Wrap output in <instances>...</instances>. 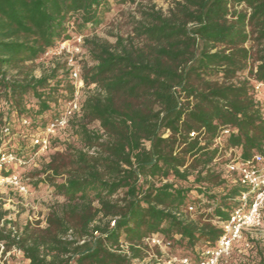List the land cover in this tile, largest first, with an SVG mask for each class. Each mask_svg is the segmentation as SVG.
Here are the masks:
<instances>
[{
  "label": "trees",
  "instance_id": "obj_1",
  "mask_svg": "<svg viewBox=\"0 0 264 264\" xmlns=\"http://www.w3.org/2000/svg\"><path fill=\"white\" fill-rule=\"evenodd\" d=\"M155 1L0 0L7 139L14 132L29 138L74 93L64 58L38 78L33 63L72 35L82 37L92 62L80 75L87 89L80 114L66 128L79 145L51 155L33 183L49 185L62 202L48 209L44 227L14 230L0 206V256L15 251L27 264H156L160 252L144 240L158 234L170 252L196 264L195 249L218 240L216 224L227 221L242 192L221 169L225 152L264 158V99L254 90L264 88V0H172L166 13ZM125 2L139 7L131 35L99 39L111 6ZM22 120L28 125L16 131ZM149 251L156 258L145 262Z\"/></svg>",
  "mask_w": 264,
  "mask_h": 264
},
{
  "label": "built area",
  "instance_id": "obj_2",
  "mask_svg": "<svg viewBox=\"0 0 264 264\" xmlns=\"http://www.w3.org/2000/svg\"><path fill=\"white\" fill-rule=\"evenodd\" d=\"M82 37L72 35L71 39L61 43L58 47L48 50L43 59L48 57L54 59L64 58L66 60V71L68 79L74 85L72 98L65 104L62 111L54 116L39 133L31 136V145L36 149V154H44L50 149V141L57 134L63 132L70 120L80 114L83 102L81 90L84 88L80 79V70L77 65L79 56L83 54ZM78 57V58H77ZM255 92L264 99V88L255 85ZM264 118V109H263ZM22 126H27L26 120L21 121ZM229 130L222 132V137H226ZM10 135L8 125L0 127V187L6 186L19 194H26L28 186L24 184L23 179L14 172H9L11 168L25 167L27 160L15 152L5 148ZM190 138L195 134L191 133ZM220 138L216 144L220 145ZM224 159L226 164L222 166L224 176L232 177L231 183H236L242 188V192L235 201L237 207L234 208L227 221L216 224L221 234L216 243L203 251L202 258L196 264H224L231 255L232 247L237 243L245 232L262 228L264 218V158L259 154H254L249 159H241L236 150L225 152ZM2 173H9L3 176ZM195 206L189 205L186 212L192 214L195 212ZM206 212V210H204ZM144 244L150 248H156L160 252L161 259H165V264H193L188 258H175L167 251H170L171 244L162 236L155 234L147 237ZM2 250V247H0ZM156 264H161L157 260Z\"/></svg>",
  "mask_w": 264,
  "mask_h": 264
},
{
  "label": "rangeland",
  "instance_id": "obj_3",
  "mask_svg": "<svg viewBox=\"0 0 264 264\" xmlns=\"http://www.w3.org/2000/svg\"><path fill=\"white\" fill-rule=\"evenodd\" d=\"M172 0H159L155 1L153 4L157 10L162 13H166L170 8ZM138 3L125 2L120 5H112L110 11L107 13L104 23L95 32V35L109 43H114L116 37H127L131 35V19H139L138 14ZM145 5V2L142 3ZM78 58V57H77ZM54 58H46L36 61L30 66L32 75L36 78L40 77L45 73L53 63ZM77 65L80 70V75L84 66L92 65L86 51L83 49V54L79 56L77 60ZM84 95L87 89L81 90ZM67 102H60L59 111H62ZM47 119L49 118L46 117ZM22 124L20 122H15L13 127L16 131H20ZM91 128H95L96 124L91 125ZM42 129V128H41ZM37 130L31 133V136L39 133L41 130ZM68 129V128H67ZM64 130L63 132L57 134L53 138L51 148L44 154H36V149L33 148L29 138L21 140V136L14 132V135L5 144V148L15 152L16 154L24 157L27 160V165L25 167L11 168L9 172H14L18 174L23 180L28 179V190L26 194H19L9 187H0V206L3 211L6 212L4 220L7 222L8 227L13 226L14 229H22L26 224H37L39 227H44L45 217L48 213V209L55 204L62 202V199L56 197L53 193V189L41 182L36 186L33 184L39 179H43L44 175L41 174V169L48 162L51 155L56 152H62L64 148L68 145L78 147L77 139L71 135V131ZM19 133V132H18ZM38 173V176H34ZM33 174V176H30ZM215 193H220V189H214ZM192 217L194 215L192 214ZM262 228L257 230L247 231L242 235V238L233 245L230 257L224 262V264H262L264 262V218L262 221ZM202 250L204 251V245L196 248L195 252L198 257L201 256ZM175 258H180L178 256H183V251L174 250L167 251ZM148 258L145 262L156 258L153 251L148 252ZM154 256V257H153ZM193 259L194 255H186ZM0 264H27L28 262L23 260L20 253L15 251H10L0 256ZM202 257V256H201ZM161 264H165V259H160ZM157 262V260H156Z\"/></svg>",
  "mask_w": 264,
  "mask_h": 264
}]
</instances>
